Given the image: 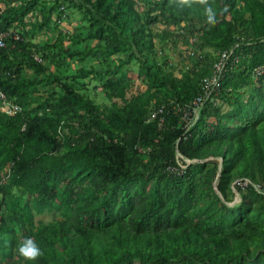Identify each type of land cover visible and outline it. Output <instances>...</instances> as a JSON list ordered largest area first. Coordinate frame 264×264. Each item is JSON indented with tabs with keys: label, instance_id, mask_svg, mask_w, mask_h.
I'll return each mask as SVG.
<instances>
[{
	"label": "trees",
	"instance_id": "16d2710c",
	"mask_svg": "<svg viewBox=\"0 0 264 264\" xmlns=\"http://www.w3.org/2000/svg\"><path fill=\"white\" fill-rule=\"evenodd\" d=\"M64 1L44 11L43 0H0V264H33L16 251L25 235L42 248L35 264H264V0H68L99 43L80 49L75 34L72 50L59 37L36 44ZM181 35L194 54L177 77L153 56L156 40ZM51 48L101 67L71 75L56 51L61 68L47 74ZM229 51L187 129L183 112ZM43 75L46 98L36 95ZM89 75L114 102L75 84ZM134 79L144 87L127 101ZM43 213L52 219L35 227Z\"/></svg>",
	"mask_w": 264,
	"mask_h": 264
},
{
	"label": "rangeland",
	"instance_id": "374dc122",
	"mask_svg": "<svg viewBox=\"0 0 264 264\" xmlns=\"http://www.w3.org/2000/svg\"><path fill=\"white\" fill-rule=\"evenodd\" d=\"M76 5H84V1L83 0H72ZM54 0H43L42 4L40 3V6L44 8L45 10V6L46 7H50L53 5ZM64 12H59L61 13V15L59 17H57L55 14L57 13H53L52 17H51V22H50V30H48L46 33H39L35 32L33 35L35 36V39L33 41L37 43H50L52 44L56 37L61 38L60 42H61V46L64 49H70L72 50L73 45L71 44L70 39L75 35V34H79L82 41L80 44V49H83L86 45H90V46H94L97 45L99 43L98 40L96 39H92L89 40L87 39V34H88V24H89V17L85 18L84 16V12L82 11L83 9L78 8L75 4L72 3H68V0L64 1ZM55 15V16H54ZM183 26V24L181 25ZM155 29L157 31H159L160 29H166V27H164L163 25H156ZM22 31H26L25 28H20V32ZM155 30V31H156ZM59 32L61 33V36H59ZM174 33H181L180 29H175ZM86 38V39H85ZM181 39H184L181 41ZM185 37L184 35H181L180 37H178L176 39V43H170L165 45L164 42L160 43L158 40H156V51H155V56H153V60H155V62L160 66L163 67L165 70L168 69V67H164V65L162 64L163 61H167L168 66L171 67L173 69V67L176 68V70L173 71L174 75L179 77V69H186L188 67L191 66L192 64V56H193V51H194V46L192 45V42H189L188 45L183 43L186 42L185 41ZM183 43V44H182ZM165 45V46H164ZM162 46H164V48H162ZM76 49V48H75ZM50 58L46 60L45 64L46 68H47V74H50V72L52 73H57V69L61 68V66H58L54 61H51L52 57L57 55L56 51L58 52V55L55 56L54 58H63L64 56L61 55V52L59 51V48H51L50 49ZM206 52H210L211 51H206ZM71 58L68 57H64L63 59V63L64 62H70L71 64V75L72 74H77V69L78 68H89L92 67V69L95 68H99L100 63H102L98 58H89L88 61H86L85 63L82 62H77L75 60V62H71L70 60ZM112 60H117V56H113ZM113 66V65H112ZM122 69H131L132 66H128L125 67L122 66ZM137 68L131 69L134 73L137 71ZM23 75L26 76H33L34 72L32 70H28L27 68L23 69ZM67 75V72H66ZM38 79H42V83L39 84L36 87V95L46 98L47 97V90L50 88V85L47 84L46 81V76H39ZM84 80H91L89 82V84H84L82 85L81 83H75L77 84V86L79 88H88V92L83 91L86 93V95L88 96L89 99H93V101H95L97 104L101 105H109L111 102H114L113 100H108L106 97H104V93H101V88L98 87L96 88L95 86L97 84H100L98 79H95V75H89L88 77H86ZM132 82V84L126 89V95H125V99L128 101L131 97L135 96L138 94L139 91L142 90V88L144 86H139L138 88H136L137 86V80L134 79ZM99 82V83H98ZM134 85V86H133ZM139 85V84H138ZM100 86V85H98ZM95 87V88H94ZM94 88V89H93ZM116 103H118L119 106L122 105V102L120 100H116ZM204 161L206 162H210V161H217V162H221L222 160L218 157V158H206L204 159ZM189 164V163H188ZM185 164L181 165L182 167H184ZM239 200V196L236 192V197L233 199V201H237ZM52 219V214L49 213H43V214H38L35 215V227H37L39 225V223H47ZM27 233L26 231V226L24 228H21L20 231L18 232V236H21L22 233Z\"/></svg>",
	"mask_w": 264,
	"mask_h": 264
},
{
	"label": "built area",
	"instance_id": "2783aa9c",
	"mask_svg": "<svg viewBox=\"0 0 264 264\" xmlns=\"http://www.w3.org/2000/svg\"><path fill=\"white\" fill-rule=\"evenodd\" d=\"M5 35L0 33V47L5 45ZM231 55V51L223 52L220 54L219 60L214 64L213 71L210 76L205 77L201 81V94L193 99L191 105L183 112V118L185 127L189 129L193 125L198 117V112L201 105L207 100V98L215 93L219 87V79L221 72L225 66L226 61ZM260 72V69H258ZM246 185V183H244Z\"/></svg>",
	"mask_w": 264,
	"mask_h": 264
},
{
	"label": "clouds",
	"instance_id": "9594fccd",
	"mask_svg": "<svg viewBox=\"0 0 264 264\" xmlns=\"http://www.w3.org/2000/svg\"><path fill=\"white\" fill-rule=\"evenodd\" d=\"M209 18L210 19H214L215 18V9L212 7V5H209ZM223 53V52H222ZM230 57V56H229ZM220 58V56H219ZM36 60L39 63H42V61L39 58H36ZM219 60V59H218ZM215 64V63H214ZM214 65L212 67V70L210 72L209 75L205 76L208 77L211 75L212 71H213ZM224 69V68H223ZM223 71V70H222ZM222 74V72H221ZM203 77V78H205ZM221 77V75H220ZM202 78V79H203ZM201 79V81H202ZM219 85H220V79H219ZM201 88V87H200ZM219 88V87H218ZM218 90V89H217ZM217 92V91H216ZM215 92V93H216ZM190 164L191 161H186V164ZM183 165V164H182ZM179 166L181 167L182 170V166L179 164ZM244 183L248 184V180L245 181ZM243 183V185H244ZM16 251L18 253V255H20L22 258H24L26 261H31L33 262V264H35V261L42 255V248L40 247L39 243L36 241V239L31 236V235H25L17 244L16 246Z\"/></svg>",
	"mask_w": 264,
	"mask_h": 264
},
{
	"label": "bare ground",
	"instance_id": "6f19581e",
	"mask_svg": "<svg viewBox=\"0 0 264 264\" xmlns=\"http://www.w3.org/2000/svg\"><path fill=\"white\" fill-rule=\"evenodd\" d=\"M94 241V240H93Z\"/></svg>",
	"mask_w": 264,
	"mask_h": 264
}]
</instances>
